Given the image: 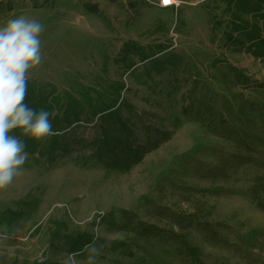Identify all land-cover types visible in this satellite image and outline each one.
I'll return each instance as SVG.
<instances>
[{
    "label": "rangeland",
    "instance_id": "rangeland-1",
    "mask_svg": "<svg viewBox=\"0 0 264 264\" xmlns=\"http://www.w3.org/2000/svg\"><path fill=\"white\" fill-rule=\"evenodd\" d=\"M10 3L0 25L24 15L45 26L28 81L111 100L125 90L117 110L88 122L85 110L45 141L15 133L28 159L0 189V264H87L93 243L95 264H264V55L253 50L264 0L0 10ZM128 41L155 55L118 63Z\"/></svg>",
    "mask_w": 264,
    "mask_h": 264
},
{
    "label": "clouds",
    "instance_id": "clouds-1",
    "mask_svg": "<svg viewBox=\"0 0 264 264\" xmlns=\"http://www.w3.org/2000/svg\"><path fill=\"white\" fill-rule=\"evenodd\" d=\"M45 26L35 18L16 16L0 25V189L22 174L28 159L26 145L15 133L45 141L55 135L51 113L26 103L32 70L44 61L42 34ZM87 264H95L98 248L86 246Z\"/></svg>",
    "mask_w": 264,
    "mask_h": 264
},
{
    "label": "trees",
    "instance_id": "trees-1",
    "mask_svg": "<svg viewBox=\"0 0 264 264\" xmlns=\"http://www.w3.org/2000/svg\"><path fill=\"white\" fill-rule=\"evenodd\" d=\"M80 1V0H79ZM110 3H115L117 0H106ZM32 7L34 9H55L58 7L59 0H31ZM86 12L95 15V16H102L101 10L97 4L92 3H86L83 5ZM16 9L10 3L7 5L3 10H0V13H10L13 12ZM259 37V36H258ZM251 38V37H250ZM257 38V36H256ZM259 41L257 43H254L253 50L254 53L262 56L264 55V39H261L259 37ZM150 47H145L140 45L137 42L134 41H128L124 43L122 46L119 56L117 58L118 63L125 64L129 68L133 66L130 65V58L133 56H138L142 62L152 58L155 53L150 51ZM125 90L124 84H119L117 88H115V91L113 95L115 96L114 99H108V96L105 93H97V97L94 98L91 96V93L93 91H96L94 88L87 87L84 91H76L74 92H66L64 95L56 94V90L52 89L51 92H47L45 86H41L40 84H37L32 81H28L27 85V99L26 103L34 108L35 110L39 111L41 109L49 111L51 113L49 119L52 122L53 131L55 133H60L72 126L75 123H78L81 120V114L85 111L87 114L85 117V121L88 122L92 117L96 115H103L105 113L110 114L114 109L117 110L118 104H120V101L122 99V91ZM65 98V109L64 112L58 113L54 117L52 116V113L55 109H61V101ZM114 110V111H115ZM129 133V131H127ZM132 136V134H129ZM126 167H129L126 166ZM57 233V234H56ZM53 238L56 237H62L58 236L59 231H57ZM52 238V241L54 240ZM63 239L65 240V244L69 245L73 241L72 239H69L68 237L64 236ZM84 239V238H79ZM60 240V239H58ZM72 241V242H71ZM73 248L79 249L78 251L82 250L83 246L79 243L73 242L71 244ZM187 250L193 255H196L197 251H194V249H190L187 247ZM41 264V263H37ZM44 264H54L49 262H45Z\"/></svg>",
    "mask_w": 264,
    "mask_h": 264
},
{
    "label": "built area",
    "instance_id": "built-area-1",
    "mask_svg": "<svg viewBox=\"0 0 264 264\" xmlns=\"http://www.w3.org/2000/svg\"><path fill=\"white\" fill-rule=\"evenodd\" d=\"M180 0H160V7L164 9L178 8L181 6Z\"/></svg>",
    "mask_w": 264,
    "mask_h": 264
},
{
    "label": "crops",
    "instance_id": "crops-1",
    "mask_svg": "<svg viewBox=\"0 0 264 264\" xmlns=\"http://www.w3.org/2000/svg\"><path fill=\"white\" fill-rule=\"evenodd\" d=\"M153 4H158L160 3V0H151ZM181 1V0H180ZM160 6V5H159Z\"/></svg>",
    "mask_w": 264,
    "mask_h": 264
}]
</instances>
